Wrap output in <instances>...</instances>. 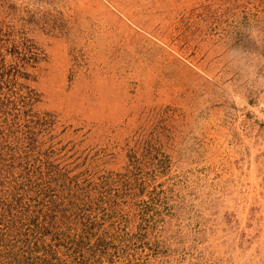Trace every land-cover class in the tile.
Masks as SVG:
<instances>
[{"label":"rangeland","instance_id":"rangeland-1","mask_svg":"<svg viewBox=\"0 0 264 264\" xmlns=\"http://www.w3.org/2000/svg\"><path fill=\"white\" fill-rule=\"evenodd\" d=\"M0 264H264V0H0Z\"/></svg>","mask_w":264,"mask_h":264}]
</instances>
